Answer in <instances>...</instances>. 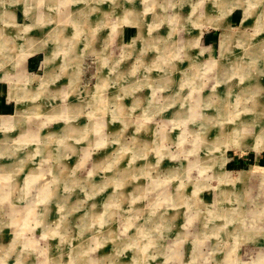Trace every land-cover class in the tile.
Wrapping results in <instances>:
<instances>
[{"label":"rangeland","instance_id":"374dc122","mask_svg":"<svg viewBox=\"0 0 264 264\" xmlns=\"http://www.w3.org/2000/svg\"><path fill=\"white\" fill-rule=\"evenodd\" d=\"M57 1L60 5L55 7L43 0H8L9 7H0V80L7 87L4 96L14 97L8 112L23 108L22 102L38 94V109L28 113L36 117L33 125L42 134L35 139L45 145L36 170L25 172L14 165L0 170V264H264V0H155L161 11L154 15L158 20L151 16L152 0ZM55 14L65 16L61 24ZM75 14L84 21H75ZM128 14L139 15L133 20L139 28L130 47L141 50L124 51L115 65L113 98L107 86L84 93L80 79L66 87L65 75L45 80L46 55L68 41V32L75 47L86 52L80 75L87 84L94 82L99 60L105 63L102 70L109 71L110 58L101 55L129 47L116 35L117 29H134ZM159 58L179 69L178 102L170 110L172 89L145 84L149 74L161 72L153 67ZM94 94L108 103L100 109L82 104ZM118 98L124 119L109 121ZM64 104L71 106L74 111L69 115L82 128L79 138L65 139L58 129L65 128L69 116L62 113ZM173 108L191 110V115L178 119ZM14 116H0L6 120L0 127H13ZM17 134L16 125L7 145L23 147L34 139L23 142ZM66 141L81 149L77 147L71 164L56 165L57 176L68 168V175L75 171L79 178L87 177L64 206L47 191L53 183L45 152L47 144ZM146 142L152 146V157L159 159L135 176L147 187L148 197L140 202L146 210L151 199L158 201V194H177L155 208L156 214L166 211L168 219L172 214L175 230H166L161 223L152 228L157 217L153 214L146 217L149 222L142 214L129 222L127 206L106 198L116 189L107 177L111 148L121 146L123 157H133L141 166L147 156L138 150ZM56 149V160L63 161L62 148ZM70 153H75L74 147ZM79 157L78 165L74 160ZM44 205L52 214L43 223ZM4 206L7 212H2ZM13 208L20 212L13 214ZM47 224L51 232L45 229ZM172 238L181 239L179 247L171 246Z\"/></svg>","mask_w":264,"mask_h":264},{"label":"crops","instance_id":"0c3cea01","mask_svg":"<svg viewBox=\"0 0 264 264\" xmlns=\"http://www.w3.org/2000/svg\"><path fill=\"white\" fill-rule=\"evenodd\" d=\"M43 1L45 2V5H48V6L52 5V6L57 7L58 5H60V2H58L57 0H43ZM151 2L154 5V9L151 10V16L154 20H158L157 17L161 14V11L159 9L160 7L155 0H154V3H153V0ZM0 7L1 8L2 7H9L8 6V0H6V2H5V0H0ZM33 7H34V4H33ZM2 9H4V8H2ZM70 12L72 14V11H70ZM124 13H126V12L123 11L122 14H124ZM137 15L131 17L128 14L130 19H132V20H130V19L129 20L135 25L134 29L129 30L128 27L127 28L124 27L120 31H118V29L116 30V35L118 36V34H119L118 39L119 38L121 39L123 45H125L126 43H129V47L124 46L123 51L118 52L117 54L111 52L110 56L107 54H102L101 55L102 57L108 56L110 58L109 59L110 64L108 66L110 70L107 72H105V69L102 70L103 65H105V63L101 64L100 60H99V64L97 63V65L95 67L96 73L94 74L95 77H94V82L92 84H87V82H85L84 79L81 78L82 74L84 72L83 71V62H84L83 57H84L86 52H85L84 48L81 49V48H77V46L75 47V44L73 42L74 38H72V34L70 32L66 33L65 30H64V32L68 36V41L66 43H63V44H61L59 42L56 51H54L53 53H51L49 55H46L45 66L46 65L48 66L47 71H46V73L48 72V74H45L46 75L45 80L51 81L52 78H55L58 76L61 77L62 75H65L63 77V80L68 82V84L63 83V85H64V87H66V85H72L73 83H77L80 79L81 90L84 93L87 92V89L88 90H91V89L96 90V89H99L101 87L103 88V87L107 86L108 95L113 98V96H114V90H113L114 85L111 82H113L116 79L117 70H115V65L119 62L121 56L124 54L123 53L124 51H127V50L132 51L133 49H135L134 52L136 54H138V53L140 54V50H141L140 47L139 48H137V47L131 48L130 47L132 45L131 43L134 44L135 38L137 37L136 34H137V30H138V25L133 22L134 18L135 19L138 18L139 15L138 16ZM154 15L157 17H154ZM54 18L56 19L58 24H61L60 22L65 19V16L60 18V15L59 16L56 15V16H54ZM166 18L168 19V17H166ZM74 19H75V21H84V18L82 16L78 17L76 14H75ZM150 22L154 23V21H150ZM2 28H5V27H2ZM54 36H55V38H57L56 37V31L54 33ZM57 40H58V38H57ZM5 41L8 42L7 39H5ZM70 42H72V44ZM77 50H79V52ZM31 52L33 53L32 50H31ZM31 52L29 53V55L32 54ZM75 52H78V53L75 54ZM79 54L81 57L79 56ZM159 54H162V53H159ZM29 55L25 61H27L29 59ZM161 58L153 60L154 61L153 67L158 66L161 69V72L157 71V76L154 74H149V76H151V75H152V77L156 76V78H154L151 81V79L148 76V80L145 84L147 86L151 87V89H152V87H158V88L169 87L170 89H172L171 92L175 93V95L172 98V100H169V101H171V103L168 105V109L170 110L171 104H173V102H174V104L176 105L178 102V99H176V98L178 96V91H177L178 89L177 88H179L178 86H180L179 82H178L179 81L178 80L179 69L175 66H172V64L169 65V63H167V62L161 63L160 62ZM167 64L170 66V68L165 69ZM55 67H57V69L59 71H55ZM80 73H82V74L80 75ZM168 73L171 74V77H170V74H168ZM168 78H169V80H168ZM170 78L173 79L174 82L171 81ZM45 82L42 83V86H44V87H45V85H44ZM172 83H175V85H172ZM6 88L7 87L4 83V80L1 79L0 80V116H2V117H8L10 115H15V116L11 119L12 123L14 124L13 127H11V128H9L8 126L7 127H0V138H1L0 139V153H5V152L7 153V154H5L6 156L5 155L0 156L1 172L5 171L6 169L8 170L9 167H13L12 165H14V168H19V169L24 167L25 172H26V170L29 171L30 169L36 170V167H39V165L41 164V150H42L43 146H45V145L41 146V143L39 144L38 140L35 139V137H39L42 134L36 129L37 128V127H35L36 125L35 126L33 125V124H36V122H34V120H36V117H33V116L31 117L29 113L30 112L34 113V111H36L38 109V106L40 105L38 102H36V99H35L38 94L32 95V97H31L32 100L28 101L27 103L22 102L23 108H21V107L17 108L15 110V112L11 113V112H8V110H9V104L8 103L10 102V98H14V97L12 94H10L11 92H9L10 96H7V95L4 96ZM92 93H94V92H92ZM90 94H91V92H90ZM94 95H91V97L87 100H86V98H84L82 100L83 101L82 104H91L93 109H95V108L100 109L103 107V105H106V103H108L107 101L103 102V96L101 94L100 95L97 94L98 97L96 96V94H94ZM16 97H17V95H16ZM23 99H27V98L25 97ZM135 100H136V102H138V100H140V99L135 98L134 101ZM181 101L179 100L180 103H181ZM20 102H21V100H20ZM129 102L132 103L133 100H130ZM113 103H114V108H112V115H111L109 121L116 120V118H119V120L124 119V117H122V116L125 112L121 106L123 103L120 100V98H118L116 100L114 99ZM63 107L66 110V111H62V113H64L65 117H66V115H69V114H71L72 111H74L72 108H70L71 106L68 107L66 104H64ZM119 108H121V112H119V110H120ZM190 111L191 110H187V109H186V111L185 110L179 111V110H177V108H175V109L173 108V114L177 113L178 119H183L184 116H185V118L190 117L189 116V115H191ZM51 113L52 112H49L48 116ZM52 115H50V116H52ZM29 117H31V119ZM67 117L68 118L64 119L65 128L63 129L61 127H58V129L59 130L62 129V132L65 136V139L67 136H71L74 138L81 137V135H83L82 128H80V126H78L75 122H73L72 115H69ZM27 118H29V119H27ZM19 121L25 123L24 126L21 127L19 125L20 124ZM18 122H19V124H18ZM94 123L98 126L101 125V124H99L98 121H94ZM26 124L27 125L29 124L31 126H26ZM16 125H17V129H18L17 136L19 137V139L21 141L24 142L25 140L30 139L31 137H34V139L32 141L30 140V142H27L28 144L23 145V147L20 144L14 145V146L12 145L13 147L7 145L9 143V139H10L9 136L11 134V131L16 128ZM68 125H71L72 127H74L75 131L68 130L66 127ZM119 128L121 129L122 127L119 126ZM119 128L117 129L118 130L117 131L116 128L113 127L112 131L116 130V132H119ZM116 135H118V134H116ZM132 136H136V134L132 135ZM22 144H24V143H22ZM61 145H62V143L60 142L59 146L62 148L61 152L63 153V161H57L55 158V152L57 151L56 148L57 147L59 148V146L51 145V143L46 145L48 147V152H45L46 153L45 156H48V163H47L46 167L48 170L51 171L49 174H52L51 182L53 183L52 186L48 187L47 191L49 193V196L52 195L54 199L56 198V199H58L59 202H63L62 204H64V206H65L66 202L73 200L72 193L76 194V189L78 188V186L80 184L85 185L86 181L84 179L87 177V175H85L84 178L82 176H81V178H79L80 176L78 177L76 174L77 172L75 173V171L73 173H71L73 175H68L66 173L68 168H66V170H65V172H63L62 176H60V177H59V175L57 176L56 170L58 167H56V165L61 164V163L71 164L70 162H72V160H73L72 158H76L77 150L81 149V147L79 148L76 144H73L72 142H68V141L63 142V145L62 146ZM149 145H151V144L146 142L144 147L142 149L138 150V153L143 152L147 156V159L145 160V162L141 166H137L135 164V161H133V157H131V159H128V160L126 157H123V155H122L123 148L121 146L115 145L111 148V152H109V159L107 160V169L110 171V174L107 177H108V180H111L114 182V186L116 187V189L111 191L106 196V198H108L110 201H113L114 204L116 202L117 204L122 203L123 205L127 206L125 215L127 216V220L129 222L134 221L135 219H133V217L137 218L136 216L139 214H142L145 222H149L146 217H149L150 215L153 214V216L157 215V217L154 216V218L151 221L152 226H153L152 228H156V226H158V224L161 223V226L164 227V229H166V230L170 229L171 230V227H172V229L175 230L173 227V223H172V214L170 215V219H168V215L166 214V211L163 212V214H159V213L156 214L155 208L158 204L163 205V203H165V205H166L167 200L168 199H174L177 196V194H175L174 192H172V194H170V195L167 193H164V192L161 194V196H159V194H158V197H157L158 201L153 203L152 199H151L149 206H148V209H146V210H144V206L140 202V200L143 199L145 196L148 197V195L146 193L147 187L145 186V184L141 183V181H136L135 176L140 172H144V170L147 172L148 171L147 166H150L151 163L157 164V160L159 159L158 158L159 156H157L156 158L152 157L154 152L151 153V150H152L151 147L152 146L149 147ZM71 147H74V149H75V153L73 155L70 153ZM77 147H78V149H77ZM8 150H9V152H8ZM119 150H120V152H119ZM52 153L54 154V156H52L53 155ZM133 153H136V149H135V152H133ZM74 162H78V165H79V163H81V157H79V159H75ZM67 164H65V165H67ZM51 167H53L54 170L53 169L51 170ZM39 175H40V172L37 175V179H38L37 196H39V194L41 192L40 191L41 190V186H40L41 177H39ZM68 177H70V179H68ZM132 180H134V181H132ZM44 189H45V187H44ZM74 196H76V195H74ZM42 207L43 208H41V209L43 210V212L41 213L42 214L41 221L44 223V220L46 222L48 220V218L50 217V213H51L50 209L51 208L49 207V205H47V206L44 205ZM45 208H46V210H45ZM107 209H112V208H107ZM3 211H6L5 206L2 209V212ZM11 211L13 214H18L20 212V211L16 210L15 208L11 209ZM106 214H107L106 218H108L109 212L107 211ZM43 215L45 216L44 219H43ZM11 216H12V214H11ZM9 218L7 219L8 221L5 220V223L9 222V220H10ZM45 229L48 232H51L48 224L46 225ZM108 237L110 238V233L108 234ZM131 237L136 239L137 236L134 235ZM179 240H181V239H179ZM179 240L175 241V238H172L171 246L173 245V246L179 247V242H180ZM142 242H143L144 246L148 245L147 244L148 241H146V242L142 241ZM52 261L55 263L56 257H54L52 259ZM173 261H174V258H173Z\"/></svg>","mask_w":264,"mask_h":264},{"label":"bare ground","instance_id":"6f19581e","mask_svg":"<svg viewBox=\"0 0 264 264\" xmlns=\"http://www.w3.org/2000/svg\"><path fill=\"white\" fill-rule=\"evenodd\" d=\"M139 28V25H138ZM144 32V31H143ZM145 34V33H144ZM148 35V34H147ZM139 36H141V33L139 34ZM142 38V37H141ZM5 118L0 119V126L6 123V120H4ZM8 123V122H7ZM2 168V167H1ZM1 170V169H0ZM8 188V187H7ZM21 239V238H20Z\"/></svg>","mask_w":264,"mask_h":264}]
</instances>
